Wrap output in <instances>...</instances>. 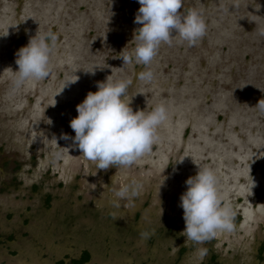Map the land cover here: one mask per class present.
<instances>
[{
  "label": "rangeland",
  "instance_id": "obj_1",
  "mask_svg": "<svg viewBox=\"0 0 264 264\" xmlns=\"http://www.w3.org/2000/svg\"><path fill=\"white\" fill-rule=\"evenodd\" d=\"M138 8L0 0V264H68L82 250L86 264H204L209 251L217 264H264V113L255 108L264 99V0H182L178 11L200 12L205 35L189 46L173 34L147 69L115 58L135 45ZM45 32L57 36L48 78L14 87V53ZM148 69L151 82L135 79ZM105 79L132 80L122 99L133 111L167 109L152 150L130 167L97 170L60 139L74 136L75 105ZM199 167L214 171L222 204L240 215L231 233L202 244L184 237L179 207ZM130 181L137 195L117 198Z\"/></svg>",
  "mask_w": 264,
  "mask_h": 264
},
{
  "label": "clouds",
  "instance_id": "obj_2",
  "mask_svg": "<svg viewBox=\"0 0 264 264\" xmlns=\"http://www.w3.org/2000/svg\"><path fill=\"white\" fill-rule=\"evenodd\" d=\"M136 2L139 8L133 23L140 27L135 30V45L130 51H120L115 57L121 59L123 65H143L147 69L161 43L172 44L173 34L189 46L205 35L206 23L200 12L189 10L182 14L178 11L182 0ZM56 40L57 36L51 32L35 33L26 45L16 50L14 63L17 68L11 70L14 87H22L29 79L42 81L48 78L50 54ZM135 79L151 82L153 73L150 69L141 70L135 74ZM76 80L65 82L62 89ZM131 83L130 79L96 82V91L87 92L84 99L75 105L77 115L69 120L74 136L60 135L61 140H71L69 148L77 149L85 159L95 162L97 170L133 165L152 150L157 128L167 119L164 104H157L147 113L139 109L133 111L130 99L128 102L122 99ZM255 108L264 113V99H259ZM184 184L186 189L179 197V207L182 208L184 222L182 232L187 240L202 244L214 238L217 232L231 233L234 230V212L230 205L222 204L218 195V180L211 168H197L195 175L189 176ZM138 187L135 181H130L114 195L131 202L137 195ZM140 236L146 239L148 234L142 232ZM206 252L207 249H200L201 256Z\"/></svg>",
  "mask_w": 264,
  "mask_h": 264
},
{
  "label": "flooded vegetation",
  "instance_id": "obj_3",
  "mask_svg": "<svg viewBox=\"0 0 264 264\" xmlns=\"http://www.w3.org/2000/svg\"><path fill=\"white\" fill-rule=\"evenodd\" d=\"M50 200V196L47 197V202H49ZM232 210L234 212V220L233 223L234 225L240 220V215L238 214V212L235 210L234 207H232ZM174 226H171V228H173ZM83 251H87V250H82L81 253L79 254V256L74 257V258H70L68 261V264H73V261L80 258L81 254ZM264 251V245H261L259 248V257L262 256V253ZM88 252V251H87ZM89 253V252H88ZM209 258L207 259V261L204 264H217V257L216 254L212 253L211 251H209ZM90 261V254H89V259L88 261L84 262L83 264H86Z\"/></svg>",
  "mask_w": 264,
  "mask_h": 264
},
{
  "label": "trees",
  "instance_id": "obj_4",
  "mask_svg": "<svg viewBox=\"0 0 264 264\" xmlns=\"http://www.w3.org/2000/svg\"><path fill=\"white\" fill-rule=\"evenodd\" d=\"M89 253L87 251H83L80 258L73 261V264H83L84 262L88 261Z\"/></svg>",
  "mask_w": 264,
  "mask_h": 264
}]
</instances>
